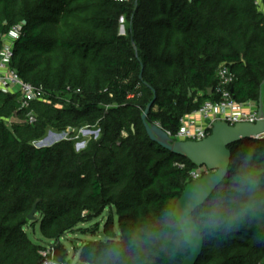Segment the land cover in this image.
<instances>
[{
    "label": "trees",
    "instance_id": "16d2710c",
    "mask_svg": "<svg viewBox=\"0 0 264 264\" xmlns=\"http://www.w3.org/2000/svg\"><path fill=\"white\" fill-rule=\"evenodd\" d=\"M259 3L264 10V0H0V50L21 23L11 66L45 90L27 109L17 94L0 92V264H43L45 247L27 235L28 223L38 221L53 246L105 212L103 237L76 248L79 262L94 264L118 244L116 264H181L189 251L173 210L196 167L153 142L141 114L153 101L147 122L173 135L185 113L216 99L221 67L234 76L237 101L258 100ZM81 128L98 134L77 149ZM66 130V139L34 145ZM229 149L227 176L192 214L204 239L197 264H264V205L249 212L236 198L225 213L231 219L212 226V202L230 191L246 157L264 178V137Z\"/></svg>",
    "mask_w": 264,
    "mask_h": 264
},
{
    "label": "water",
    "instance_id": "95a60500",
    "mask_svg": "<svg viewBox=\"0 0 264 264\" xmlns=\"http://www.w3.org/2000/svg\"><path fill=\"white\" fill-rule=\"evenodd\" d=\"M212 87L208 89L210 95ZM264 80L260 86L258 98V117L255 123L238 122L229 125L216 120L213 122L211 133L200 141H181L171 138L158 124L146 120L147 113L153 103L150 101L141 114L146 133L149 138L170 153L189 160L195 167H206L207 173L200 178L191 180L184 187L182 194L177 199L173 217L178 223L188 254L182 259L181 264H197L204 246V239L198 228L193 212L209 199L217 186H219L229 172L231 151L229 145L246 138L264 137V106H263ZM50 135H53L50 132ZM47 137L46 139H48ZM45 146V145H43ZM36 204L28 214V220L35 219ZM65 248L60 244L52 246V259L64 263Z\"/></svg>",
    "mask_w": 264,
    "mask_h": 264
},
{
    "label": "built area",
    "instance_id": "2783aa9c",
    "mask_svg": "<svg viewBox=\"0 0 264 264\" xmlns=\"http://www.w3.org/2000/svg\"><path fill=\"white\" fill-rule=\"evenodd\" d=\"M123 22V16L119 17V23L122 24ZM21 28V23L14 25L2 39L0 92L17 94L20 108L27 109L32 101L45 99V90L41 85L35 86L24 81L11 66L14 42L19 37ZM217 77L218 81L213 89L216 99L205 100L198 109L185 113L179 120L180 125L177 131L173 135L167 132L171 138L181 141H200L211 133L213 122L216 120L226 122L229 125L238 122L255 123L259 120L258 100L237 101L230 88L234 76L226 68L221 67L217 72ZM25 121L28 123L35 121L33 112L25 114ZM69 132L70 130L61 132L58 138L66 139ZM43 145L48 144H40V146ZM179 166H183V164H179ZM207 172L208 170L204 166L196 167L190 171L191 180L198 179ZM40 253L44 258L43 264H61L52 259V250L45 248Z\"/></svg>",
    "mask_w": 264,
    "mask_h": 264
},
{
    "label": "clouds",
    "instance_id": "9594fccd",
    "mask_svg": "<svg viewBox=\"0 0 264 264\" xmlns=\"http://www.w3.org/2000/svg\"><path fill=\"white\" fill-rule=\"evenodd\" d=\"M251 157H246L237 175L231 178V189L228 193H220L214 198L213 219L217 226L219 223L226 222L231 218L225 213L229 206L236 203V198H243L241 207L249 212H254L258 206L264 205V178L261 173L250 164ZM168 227H177V225H168ZM121 248L119 245L103 249L94 261V264H116L121 258Z\"/></svg>",
    "mask_w": 264,
    "mask_h": 264
},
{
    "label": "rangeland",
    "instance_id": "374dc122",
    "mask_svg": "<svg viewBox=\"0 0 264 264\" xmlns=\"http://www.w3.org/2000/svg\"><path fill=\"white\" fill-rule=\"evenodd\" d=\"M259 7L262 11H264L260 3H259ZM124 24H125V20L121 24V27H120L121 33L124 32ZM52 133L53 135H50V132H47L46 136L43 139H41L40 141L34 142V144L38 147H42L40 146L41 143L51 145L52 143L56 141L62 140L61 138L63 137L58 138L61 132L60 133L52 132ZM75 134L76 135H74L73 137L75 139V148L79 149V148H82L86 144V141L89 139L90 136H97L98 129L81 128L77 130ZM47 137L49 138L46 139ZM106 215H107V212H105L102 217H99L97 219H93L92 221L81 224L79 227L76 228V230L66 233L60 239V241L57 244H60L61 246H63L66 251L64 263H61V264H83L79 262L78 260V254L76 252V248L81 246L83 242L87 240H92L94 237H103L101 227H102V224L104 223ZM96 222H99L100 224V229L98 232L94 230V227H95L94 224ZM24 230L26 231L27 235L32 240H34L41 246L45 247L46 249L52 250V246L50 245L52 242L49 240L43 239L40 234L38 221H36L35 223H28V225L25 226Z\"/></svg>",
    "mask_w": 264,
    "mask_h": 264
}]
</instances>
